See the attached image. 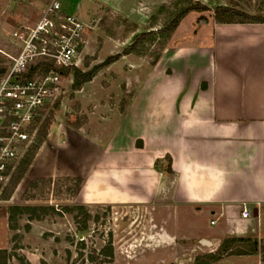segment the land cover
Returning <instances> with one entry per match:
<instances>
[{
  "label": "crops",
  "instance_id": "obj_1",
  "mask_svg": "<svg viewBox=\"0 0 264 264\" xmlns=\"http://www.w3.org/2000/svg\"><path fill=\"white\" fill-rule=\"evenodd\" d=\"M211 26L202 44L165 48L101 153L87 145L104 161L64 172L82 179L85 204L110 198L156 208L163 235L183 239L191 253L176 264L215 253L227 237L264 240V22ZM99 171L108 177L100 190L89 185L102 183ZM207 264H264V257L226 254Z\"/></svg>",
  "mask_w": 264,
  "mask_h": 264
},
{
  "label": "rangeland",
  "instance_id": "obj_2",
  "mask_svg": "<svg viewBox=\"0 0 264 264\" xmlns=\"http://www.w3.org/2000/svg\"><path fill=\"white\" fill-rule=\"evenodd\" d=\"M44 1L0 0V69H7L10 64L7 54L15 53L10 40L12 31L32 22ZM194 2L208 9L190 11L171 32H161ZM60 3L67 12L91 26L75 68L87 71L112 55H121L100 67L78 89L73 88L72 77L66 83L63 102L42 118L48 119L44 134L38 131L24 154L30 157V164L6 194L16 173L13 170L0 196V264H176L188 259L191 253L180 246L183 239L163 235L162 222L153 218L156 208L123 204L110 198L93 199L85 204L80 192L82 179L78 185L79 177L66 176L64 172L76 171L79 164L90 166V170L95 160L104 161L94 147L87 145L95 143L101 153L123 107L165 48L202 44L211 39L217 6L236 9L244 6L254 9L252 14L264 17V0H60ZM148 31L155 33L130 53L122 54ZM79 140L83 141L82 147L75 143ZM99 172L102 183L89 185L100 190L108 186V177ZM42 177L52 180L30 184ZM13 205L30 209L16 212L10 222L9 208ZM199 219L200 227L205 229L207 217L201 214ZM259 244L264 246V240ZM236 245L248 243L234 242L230 251H236ZM204 256H194L193 262Z\"/></svg>",
  "mask_w": 264,
  "mask_h": 264
},
{
  "label": "built area",
  "instance_id": "obj_3",
  "mask_svg": "<svg viewBox=\"0 0 264 264\" xmlns=\"http://www.w3.org/2000/svg\"><path fill=\"white\" fill-rule=\"evenodd\" d=\"M90 27L60 0H45L32 22L12 31L15 53L0 76V196L44 115L63 102Z\"/></svg>",
  "mask_w": 264,
  "mask_h": 264
},
{
  "label": "trees",
  "instance_id": "obj_4",
  "mask_svg": "<svg viewBox=\"0 0 264 264\" xmlns=\"http://www.w3.org/2000/svg\"><path fill=\"white\" fill-rule=\"evenodd\" d=\"M208 7L206 5H203L198 2L192 3L190 6L183 9L180 13L174 17L171 22L162 29L161 32H171L180 22V20L190 11L193 10H206ZM213 17L216 22L220 23H234V22H264V17L258 14H250L247 12H244L242 10L228 7V6H217L213 12ZM160 32V31H159ZM155 31H148L146 33H143L142 35L138 36L128 47H126L122 54L130 53L132 50H134L137 45L144 40L147 36L154 34ZM121 54H115L110 57H108L104 62L101 64L87 70L82 71L79 68L73 69V88L78 89L82 86L83 83L91 80L93 76L97 73V71L100 69V67L106 66L113 61H115ZM6 71V69H0V74H3ZM58 104L55 105L57 107ZM48 123V119H44V121L41 124V127L39 128V133L44 134V127ZM38 133V134H39ZM30 164V157L23 156L22 159L17 163L16 165V173L14 177L11 179V188H6L5 192L6 194L10 193V190L12 187L16 185V183L20 180L24 172L26 171L28 165ZM14 171V172H15ZM13 172V173H14ZM46 180L51 181V177H42V178H36L33 181H31V185H34L38 181ZM78 182V185L81 183V179H76ZM10 181V180H9ZM80 208H83L82 206ZM9 211V221L12 222V220L15 217L16 212H23L28 209H30L28 206H20V205H13L11 206ZM11 228L13 226L11 225ZM234 242H242V243H248V245H236L237 249L236 251H230L231 246ZM109 249H111L109 247ZM260 252L262 256L264 257V246L259 244V241L256 238L251 237H227L223 240L222 244L218 248V250L215 253L207 254L204 257L195 259V261L191 264H207L210 262H213L215 260H218L223 255L226 254H248V253H257ZM111 254V251L108 252ZM107 253V254H108Z\"/></svg>",
  "mask_w": 264,
  "mask_h": 264
},
{
  "label": "water",
  "instance_id": "obj_5",
  "mask_svg": "<svg viewBox=\"0 0 264 264\" xmlns=\"http://www.w3.org/2000/svg\"><path fill=\"white\" fill-rule=\"evenodd\" d=\"M201 242L203 243V244H206V245H209V242L207 241V240H201Z\"/></svg>",
  "mask_w": 264,
  "mask_h": 264
}]
</instances>
